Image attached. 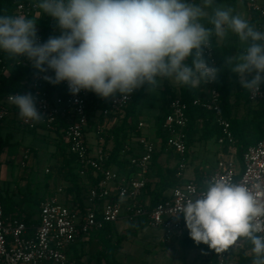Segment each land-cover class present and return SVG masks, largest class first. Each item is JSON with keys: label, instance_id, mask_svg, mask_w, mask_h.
I'll return each mask as SVG.
<instances>
[{"label": "clouds", "instance_id": "9594fccd", "mask_svg": "<svg viewBox=\"0 0 264 264\" xmlns=\"http://www.w3.org/2000/svg\"><path fill=\"white\" fill-rule=\"evenodd\" d=\"M36 7L56 21L61 34L41 43L33 18L0 15V51L10 60L26 58L52 85L66 82L74 96L86 91L105 100L117 94L127 99L165 80L196 88L217 81L225 69L253 95L264 85V31L215 0H38ZM229 33L243 49L225 56L223 66L210 64L205 49L212 48L214 36ZM11 100L21 119H44L31 92ZM204 184L180 208L189 237L215 252L243 241L250 245L251 264H264V199L245 184L217 177Z\"/></svg>", "mask_w": 264, "mask_h": 264}, {"label": "built area", "instance_id": "2783aa9c", "mask_svg": "<svg viewBox=\"0 0 264 264\" xmlns=\"http://www.w3.org/2000/svg\"><path fill=\"white\" fill-rule=\"evenodd\" d=\"M244 1L250 13L258 18L257 29L264 31V3L260 0ZM37 4L38 0H19L12 16L24 15L34 20L40 19L42 11L36 7ZM55 34H61L59 28ZM37 36L43 43L42 37ZM205 58L218 67L213 46L205 49ZM21 66L32 65L26 58H20L6 67L0 59V77L9 78L11 69ZM47 74L53 75L51 72ZM22 84L21 92H13L0 102V130L9 117L19 112L14 109L12 95L31 92L36 97L38 110L45 117L39 122L20 119L22 125L30 131H60L69 152L76 159V172L83 179L86 191L82 205L74 202L73 195L62 188L45 198L40 204L39 225L32 230L22 220L7 219L0 201V264H85L74 256L73 247L88 241L91 234L103 230L107 225L120 221L131 224L142 220L148 226L162 229L165 244L188 234L180 208L187 199L196 198L204 188L195 180L183 179L188 154L185 131L189 118L188 106L180 97L172 100L162 126L167 134L164 143L166 152H172L179 158L176 164L179 184L171 189V196L162 198L153 206V198L146 191L152 183L153 158L162 148L159 139H151L142 134L131 141L132 145L126 144L122 155H127L129 159L127 171L109 164L115 140L112 133L114 121L119 123L120 115L132 103L135 92L127 99L118 94L111 98L108 107L89 111L92 96L101 99L92 92L81 91L74 96L69 93L66 82L61 83L60 90L52 92L51 84L40 78L36 70ZM206 85L204 99L194 100L193 106L201 107L213 116L221 130L217 139L221 152L218 154L216 170L204 182L217 177L245 184L259 199H264V126L260 141L249 146L243 153L242 169L239 170L238 164L227 158L228 155L236 156V139L222 108L217 81ZM248 99L255 107L262 105L264 108V85H261L258 95L249 93ZM145 126L144 121H139L137 130L142 132ZM91 127L93 138L88 133ZM90 139H94V142ZM224 146L229 148L227 153L222 151ZM32 153L31 149L23 151L22 166L27 165ZM126 172V175H121ZM46 173L50 174V170L47 169ZM257 184L261 186L259 191L255 188ZM62 194L64 198L61 199ZM244 246L243 241H238L232 248L216 252V264H237L238 254Z\"/></svg>", "mask_w": 264, "mask_h": 264}, {"label": "trees", "instance_id": "16d2710c", "mask_svg": "<svg viewBox=\"0 0 264 264\" xmlns=\"http://www.w3.org/2000/svg\"><path fill=\"white\" fill-rule=\"evenodd\" d=\"M19 0H0V15H12L16 4ZM258 18L255 14L251 13L250 23H252L257 28ZM37 22V35H40L45 42L50 36H56L55 30L58 28L56 21L46 14H42L40 19H35ZM212 46L214 49L215 57L217 60L218 67L223 66L225 63V56L235 55L242 49L236 46H221L217 43L216 37L212 38ZM0 59L4 62L6 67H10L16 60H10L2 51H0ZM191 64V58L187 61ZM11 76L7 79L0 77V102L6 98L7 95L13 92H21L23 89L22 82L32 74L35 70L32 66H21L11 69ZM52 92L61 89V84L52 85ZM232 87L236 91L232 90ZM217 89L221 92L222 96V108L225 113L227 120L231 124L232 132L236 139V157L240 166L242 167V156L245 150L252 145L257 144L262 137V130L264 126V108L262 105L255 107L250 103L248 99V91L241 88L239 83V78L231 71L225 69L221 72L217 79ZM207 85L201 84L199 87L190 88L186 86H180L179 95L173 92H169V89L165 91L166 96L163 99L162 110L163 115L158 116L156 119V131L155 137L162 142V148L158 151L152 163V183L147 188V193L151 196L152 205L155 206L162 198H164L163 193L171 190L177 184H179L176 178L177 169L172 168L170 172L166 173L160 164V157L164 154H172V152L167 153L164 147L167 134L162 129L163 123L169 114V108L172 100L176 97H180L188 106L187 114L189 118V124L186 129L187 135V148L190 152L191 148L199 141L208 142L211 140H216L221 135V130L215 123L213 116L206 112L201 107L193 106V101L196 99H204L206 95ZM148 85H144L140 89L135 91V96L132 103L123 111L120 115V122L116 125L112 133L115 136L114 148L110 156V165H116L121 170L127 171L129 168V159L127 155H122V150L124 146L131 143L132 140L137 139L142 135V132L137 130L138 121L136 120L137 108L141 101L148 97ZM118 95V94H117ZM111 98L98 99L95 95L89 101V111H94L97 109H104L108 107ZM243 100L248 101V116L240 119L235 117L233 109L236 105L243 102ZM15 111L18 109L14 107ZM1 131V130H0ZM54 133L57 135L55 146V154L60 158V161L55 166V176L58 180L66 183V190L71 193L74 197V202L79 205L83 204V198L85 197L86 186L76 172V159L69 152L68 144H66L62 134L59 130H55ZM12 135L8 134L5 137L0 135V157L4 152V149L10 144ZM33 152V149H31ZM229 148L227 146L222 147V151L227 153ZM131 156V155H129ZM200 187L204 188V181H196ZM1 195V194H0ZM0 201L2 203V198L0 196ZM37 203V201H36ZM3 205V204H2ZM4 209V206H3ZM4 214H6L4 209ZM30 230L36 227L37 221H33L30 218L22 220ZM147 223L142 220H138L131 224H128V229L123 235L117 236L116 243L121 244L126 239L136 238L145 227ZM112 225H107L103 230L96 233L97 238H104L105 240V251L98 254L95 259L94 264H119L115 257L116 249L111 248V244L114 241V236L112 233ZM30 234H33L30 231ZM104 232L105 235L101 237V233ZM89 241V240H88ZM88 241H82L75 247H73V254L76 258L82 259V256L78 254V246L81 247L83 243ZM182 241L186 243L189 247H201L207 254L204 262L205 264H216V252L209 249L207 245L200 244L197 245L189 237V233L182 237ZM250 245L245 243L244 249L238 254L237 264H251L252 254L248 250ZM90 264V263H89Z\"/></svg>", "mask_w": 264, "mask_h": 264}, {"label": "rangeland", "instance_id": "374dc122", "mask_svg": "<svg viewBox=\"0 0 264 264\" xmlns=\"http://www.w3.org/2000/svg\"><path fill=\"white\" fill-rule=\"evenodd\" d=\"M215 2L222 7H230L228 0H215ZM260 2L264 3V0H260ZM231 8L235 14L248 19L250 11L248 12V7L242 0H238L237 9ZM233 35L229 33L226 38L217 40L225 44H232ZM179 88L180 86L165 80L160 87L148 91V97L141 101L136 113V120L138 122L144 121L146 124L142 131L143 135L155 139L156 119L158 116L163 115L162 104L166 96L165 91L169 89L171 94L174 92L178 96ZM232 90L236 91L234 87H232ZM247 102L243 100L235 106L233 109L235 117L243 119L248 116ZM7 106L11 108V106ZM20 119L19 114L15 113L6 120L0 131L3 136L8 133L13 135L10 144L4 149L0 158V191L3 197L2 204L5 208H13L19 214V219H22V217L27 218L29 211L37 215L35 202L37 198L47 196L46 184L50 182L53 187H56L62 185V183L55 176L54 170L57 162L60 161V158L55 154L57 135L43 129L30 131L22 125ZM7 124L10 125L6 127ZM117 124L118 122L115 120L114 128ZM92 131L93 128L91 127L88 132L91 138L94 137V131ZM25 149H33V153L27 165L22 166L23 151ZM218 150L219 145L216 140L197 142L186 155V169L183 173V179L185 181L196 180L198 174H203L205 177L213 174L217 168ZM227 158H231L238 164L239 170L242 169L235 155H228ZM170 159L171 157H167V161ZM171 160L168 163H163L166 173L170 172L179 161L173 162V159ZM47 169L50 170V174L46 173ZM126 174L127 172L121 175ZM163 196H171V190L163 193ZM12 198L15 202L12 201ZM23 199L25 201L21 205ZM13 203H16V206ZM21 206H24V208L21 209ZM21 210L24 212L23 215H21ZM26 218H23V220ZM112 227L114 241L111 248L116 249L115 257L119 264H205L204 260L207 254L203 248L198 246L191 248L182 241V238L174 239L171 243L165 244L163 242L164 232L160 228L147 226L139 232L136 238L126 239L119 245L116 243V238L127 232L128 222L120 221L113 224ZM104 235L105 233L102 232L101 237ZM103 239L97 238L95 232L91 234L88 242L83 243L81 247L78 246V254L82 256L81 260L85 264H94L98 254L105 251L106 241Z\"/></svg>", "mask_w": 264, "mask_h": 264}, {"label": "crops", "instance_id": "0c3cea01", "mask_svg": "<svg viewBox=\"0 0 264 264\" xmlns=\"http://www.w3.org/2000/svg\"><path fill=\"white\" fill-rule=\"evenodd\" d=\"M244 3H245V1L244 0H242ZM237 4H238V0H228V5L230 6V7H234V8H236L237 9ZM245 5H246V3H245ZM247 6V5H246ZM248 9V8H247ZM248 12H249V10H248ZM250 16H251V13L249 12V17H248V19L247 20H249L250 19ZM216 41H217V43L219 44V45H221V46H236L237 48H240V49H243V45H241L240 44V42H239V39H238V37L234 34L233 35V37H232V44H225V43H223V42H218V40H217V38H216ZM10 124H7V126L6 127H8ZM2 129V128H1ZM8 134H11V133H8ZM7 134V135H8ZM0 135L2 136V137H5V136H3L1 133H0ZM12 135V134H11ZM12 137H13V135H12ZM152 139V138H151ZM91 140V142H94V139H90ZM221 152V149H220V147H219V150H218V154ZM2 156V155H1ZM167 157H171V159H173V162L174 161H178L179 160V158L178 157H174L172 154H165L164 155V158L161 156L160 157V164L162 165V167L164 166L163 165V163L165 162V163H168L170 160H168L167 161ZM173 157V158H172ZM1 158V157H0ZM172 161V160H171ZM57 164H58V162H57ZM56 164V165H57ZM165 166H168V165H165ZM174 167H176L175 165H174ZM173 167V168H174ZM163 169H165V167L163 168ZM207 177H205L203 174H201V175H199L198 174V176L196 177V180L195 181H204L205 179H206ZM61 183H62V185H59V186H56V187H53V185H52V183L50 184V182L48 183V184H46L45 185V190H46V193H47V196L45 197V198H47V197H50V196H52V195H54L55 194V192L58 190V189H64L65 191H67L66 190V187H67V185H66V183H64V182H62L61 181ZM0 194H1V191H0ZM1 196V195H0ZM1 198H2V200H3V197L1 196ZM45 198H37V203L35 202V208H36V210H37V215L34 213V212H31V211H29L28 212V216H27V218H30L31 220H33V221H37V225L36 226H38L39 225V215H40V204H41V202L45 199ZM60 198L62 199V198H64V195L62 194V195H60ZM12 201H14L13 200V198H12ZM24 201H25V199H23L22 200V202H21V205L24 203ZM15 202V201H14ZM15 206H16V203H13ZM4 206V205H3ZM24 208V206H21V209H23ZM4 209H5V212H6V214H5V217L7 218V219H19L20 218V216H19V214H17V212H16V210H13V208L12 209H10V208H5V206H4ZM21 215H23L24 214V212H23V210H21ZM23 218H26V217H22V219H19V220H23Z\"/></svg>", "mask_w": 264, "mask_h": 264}]
</instances>
